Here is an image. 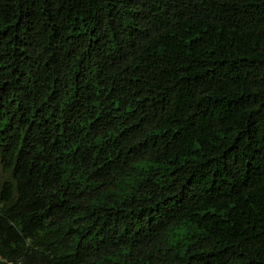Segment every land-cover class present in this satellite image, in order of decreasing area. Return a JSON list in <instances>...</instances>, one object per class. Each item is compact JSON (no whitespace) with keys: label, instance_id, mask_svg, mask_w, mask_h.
I'll use <instances>...</instances> for the list:
<instances>
[{"label":"trees","instance_id":"trees-1","mask_svg":"<svg viewBox=\"0 0 264 264\" xmlns=\"http://www.w3.org/2000/svg\"><path fill=\"white\" fill-rule=\"evenodd\" d=\"M0 264H264V0H0Z\"/></svg>","mask_w":264,"mask_h":264},{"label":"rangeland","instance_id":"rangeland-1","mask_svg":"<svg viewBox=\"0 0 264 264\" xmlns=\"http://www.w3.org/2000/svg\"><path fill=\"white\" fill-rule=\"evenodd\" d=\"M5 178H6V175L4 174L0 166V183L2 182V179H5Z\"/></svg>","mask_w":264,"mask_h":264}]
</instances>
